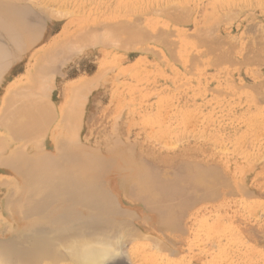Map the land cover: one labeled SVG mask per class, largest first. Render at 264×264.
Wrapping results in <instances>:
<instances>
[{"label":"rangeland","instance_id":"1","mask_svg":"<svg viewBox=\"0 0 264 264\" xmlns=\"http://www.w3.org/2000/svg\"><path fill=\"white\" fill-rule=\"evenodd\" d=\"M0 52L68 111L0 127L1 264H264V0H0Z\"/></svg>","mask_w":264,"mask_h":264},{"label":"crops","instance_id":"2","mask_svg":"<svg viewBox=\"0 0 264 264\" xmlns=\"http://www.w3.org/2000/svg\"><path fill=\"white\" fill-rule=\"evenodd\" d=\"M2 24L4 25V27H9V26L15 25V22L12 19L8 18V19H5ZM15 27H21V25L20 24L18 26L15 25ZM27 42L28 41H24L23 44H26ZM2 55L5 56L6 54L0 52V56H2ZM7 66H8V64L6 62H4V60L0 61V89H3V87H4V89L8 91L7 95L4 96L3 101L0 102V126L1 127H3V125H4V127H14V126L22 127L23 123H24L23 127H25L27 125H30V121L33 123L32 126L35 127L34 122L36 123L38 121L37 123H40L41 126H42L41 127L38 124L39 125L38 128H42V130H43L44 126H46V128L48 127L50 119L53 116H55V117L58 116L62 109H63L62 111H64L63 114H68V111L64 110V107L62 105V83L60 84V88H59V91H58L59 92L58 101H54V100L49 101L46 98L47 97L46 96V94H47L46 92L48 91V90H46L47 88L44 87L46 85L45 84H41L40 87H39V84H37V82L33 81L35 74H33L32 77H29L28 84L24 86L26 89H28V91L27 92H24V91L19 92V90L22 89V86L19 85L21 83H14L15 80H17V77L16 76H14V77L11 76L12 75V70H11V73L8 74L6 77L3 76V73L5 72V70L7 72V69H8ZM37 69H38V67L35 68L36 72L38 71ZM54 82H55V86H54L55 88L53 90H57V83H60L61 81H60V79H58V80H55ZM36 88H38L39 90H34ZM53 90L51 92L52 96H54L55 93H56V91H53ZM10 94H12V95H10ZM22 95L26 96L28 98V100H26L22 104L23 106H20V107L18 106V107L12 108V110L9 112V114H7L9 119L5 118V123H4L3 122L4 118L1 115L5 113V108H8L10 105H12L16 101V98H18V97H20ZM6 97H7V99H6ZM41 97L44 98L45 100H43ZM24 105H26V106H24ZM60 108H62V109H60ZM77 109H78V107H77ZM35 110L37 111V113H36ZM62 111H61V113H62ZM34 113H36V114H34ZM23 114L26 115L27 118H22V120L19 119V117L23 116ZM33 115H35V117H34L35 121H34V119L32 120L30 118V117H33ZM15 116H17V117H15ZM61 116H62V114H61ZM20 122H22V124ZM28 122H29V124L26 125V123H28ZM27 127H30V126H27ZM38 128H36V129H38ZM50 166H51L50 160L45 159V158H42V159L40 158L39 161L35 162V170H39V169L40 170H46ZM77 169L86 170V169H82V168H77ZM76 174L78 175L80 173H76ZM80 175H101V174L100 173L99 174H92V173L91 174H89V173L85 174V173H82ZM64 181L66 183H68V184H71V183L77 184L80 187L81 186L82 187L83 186L87 187V185L89 183L95 182L94 180H86V179H80V178L79 179H75V181L74 180L71 181V180H68V179H66ZM27 183H29V182H27Z\"/></svg>","mask_w":264,"mask_h":264},{"label":"bare ground","instance_id":"3","mask_svg":"<svg viewBox=\"0 0 264 264\" xmlns=\"http://www.w3.org/2000/svg\"><path fill=\"white\" fill-rule=\"evenodd\" d=\"M44 52V51H43ZM48 51H46V53H47ZM47 55V54H46ZM45 55V56H46ZM3 73V72H2ZM1 73V74H2ZM19 85H21V84H19ZM19 88V87H18ZM10 89V88H9ZM14 89V88H13ZM11 90V89H10ZM15 90V89H14ZM8 92V91H7ZM7 92H6V95H7ZM5 95V96H6ZM10 95H12V94H10ZM9 98V97H8ZM6 99H7V97H6ZM3 109V108H2ZM60 109H62V108H60ZM36 111V110H35ZM62 111V110H61ZM61 111H60V113H61ZM12 113V112H11ZM36 113H37V111H36ZM36 113H34V114H36ZM14 114V113H13ZM15 117H17V116H15ZM35 115H33V117H31V119L33 120L34 119V121H35ZM38 117V116H37ZM8 118V117H7ZM30 119V120H31ZM5 120V119H4ZM3 120V122H5ZM22 120V119H21ZM33 121V122H34ZM51 121V120H50ZM23 122V121H22ZM22 122H20L21 124H22ZM38 122V121H37ZM35 123L34 122V124H35V127L34 126H32L33 125V123L30 121V125H27V124H29V122L28 123H26V125L27 126H32L31 128V131H35L36 132V130L35 129H33V128H38L39 127V125L41 126V124L40 123ZM18 123V122H17ZM14 124V123H13ZM37 124V125H36ZM39 124V125H38ZM51 124V123H50ZM7 125V124H6ZM16 125V124H15ZM19 125V124H18ZM23 125H24V123L22 124V127H23ZM21 126V125H20ZM1 127V126H0ZM3 127H4V125H3ZM19 127V126H18ZM26 127V126H25ZM30 127L28 128V129H30ZM42 127V126H41ZM46 128V126H44V128L43 129H45ZM13 129V128H12ZM21 129H23V128H21ZM25 129V128H24ZM39 130L40 129H42V128H38ZM10 129H8V131H9ZM16 130H18V128H16L14 131L16 132ZM12 131V130H11ZM25 131H27V129L25 130ZM42 131V130H41ZM14 132V133H15ZM24 132V131H23ZM34 132V133H35ZM37 132L39 133V131L37 130ZM36 132V134H38ZM18 134H19V132H17ZM21 133V132H20ZM31 133H33V132H31ZM40 134V133H39ZM43 134H44V132H43ZM17 135V134H16ZM43 136V135H42ZM41 138V137H40ZM59 138H61V137H59ZM66 138V137H65ZM57 139V138H56ZM61 139H63V138H61ZM3 141V140H2ZM59 141H60V139H59ZM58 141V142H59ZM55 142H56V140H55ZM58 142H56V143H58ZM55 143V144H56ZM57 146V145H56ZM61 149V148H60ZM142 193L143 194H146V193H148V189L147 188H144L143 189V191H142ZM161 196V195H160ZM172 196V195H171ZM171 196H166V200H168V202H170V199H172L171 198ZM162 198H163V196H161ZM153 199H154V197H152ZM156 205H161V207H162V209L163 208H167V210H168V206L166 205V203L164 202L163 204H159L158 202H156ZM114 244V243H113ZM113 244H112V246H113ZM108 243L106 242V241H94L93 239L92 240H88V239H83V240H79L78 242H76L75 243V245L73 246V247H71L72 248V250L73 249H75L76 250V252H75V256L78 258V259H75V260H78V262L80 263V264H102L105 260H107L109 257H110V255H111V252L112 251H110L109 249H108ZM77 262V261H76ZM0 264H1V262H0Z\"/></svg>","mask_w":264,"mask_h":264}]
</instances>
